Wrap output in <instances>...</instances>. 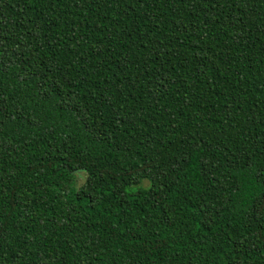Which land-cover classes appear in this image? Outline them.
Wrapping results in <instances>:
<instances>
[{
    "label": "trees",
    "instance_id": "16d2710c",
    "mask_svg": "<svg viewBox=\"0 0 264 264\" xmlns=\"http://www.w3.org/2000/svg\"><path fill=\"white\" fill-rule=\"evenodd\" d=\"M0 264H264V0H0Z\"/></svg>",
    "mask_w": 264,
    "mask_h": 264
},
{
    "label": "rangeland",
    "instance_id": "374dc122",
    "mask_svg": "<svg viewBox=\"0 0 264 264\" xmlns=\"http://www.w3.org/2000/svg\"><path fill=\"white\" fill-rule=\"evenodd\" d=\"M80 179V176H77V180H79ZM81 182V180L79 181V183Z\"/></svg>",
    "mask_w": 264,
    "mask_h": 264
}]
</instances>
